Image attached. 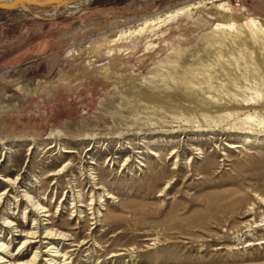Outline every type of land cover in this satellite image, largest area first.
<instances>
[{"label": "rangeland", "instance_id": "rangeland-1", "mask_svg": "<svg viewBox=\"0 0 264 264\" xmlns=\"http://www.w3.org/2000/svg\"><path fill=\"white\" fill-rule=\"evenodd\" d=\"M34 12L0 9L5 264H264V0ZM25 193L67 240L22 245Z\"/></svg>", "mask_w": 264, "mask_h": 264}, {"label": "bare ground", "instance_id": "bare-ground-1", "mask_svg": "<svg viewBox=\"0 0 264 264\" xmlns=\"http://www.w3.org/2000/svg\"><path fill=\"white\" fill-rule=\"evenodd\" d=\"M56 11L59 12L60 10L57 9ZM5 181L9 182V184L12 187H14V184L17 182V179H15L14 181L7 179ZM4 194L5 193H3V195ZM24 196L27 199V206L24 208L23 216L25 217L26 220L27 219L32 220L33 230L26 234H20V235H25L26 237L22 245H28V244L30 245L32 243L39 242L42 239L57 240L56 242H60L61 239L67 240L68 237L67 234L58 232L57 230H54L53 228L50 227V225H52V222L50 221V216H51L50 211L47 208L43 207L40 203H38V201L34 200L32 196L28 195V193H25ZM3 197L4 196H1L0 198V212L2 208L1 200ZM4 214L5 213L0 215L3 218L1 224L3 226L13 228L12 232L15 231L17 227H14L13 226L14 223L12 221H9L7 217H3ZM58 244L54 242L50 243L48 249V253L50 257L47 258V261L49 262V264H68L69 257L67 256V253H63L62 251H60ZM7 257H10L9 249L5 243H2L0 241V264H5L6 262H8V260L6 259ZM39 257H40V253L36 250L29 261L20 264H37Z\"/></svg>", "mask_w": 264, "mask_h": 264}, {"label": "water", "instance_id": "water-1", "mask_svg": "<svg viewBox=\"0 0 264 264\" xmlns=\"http://www.w3.org/2000/svg\"><path fill=\"white\" fill-rule=\"evenodd\" d=\"M92 1L93 0H0V9H26L34 16L39 17L38 14L34 12V8L47 6L52 9L60 10L59 12L63 15L79 11ZM51 18L55 19L56 16L54 15Z\"/></svg>", "mask_w": 264, "mask_h": 264}]
</instances>
